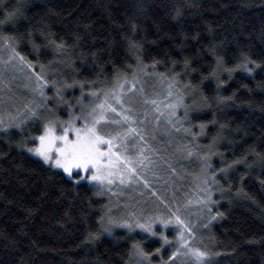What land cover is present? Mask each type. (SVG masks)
<instances>
[{"label": "trees", "instance_id": "obj_1", "mask_svg": "<svg viewBox=\"0 0 264 264\" xmlns=\"http://www.w3.org/2000/svg\"><path fill=\"white\" fill-rule=\"evenodd\" d=\"M16 8L20 12L10 22L0 23V43L15 37L26 61L69 84L75 81L70 92L62 91L65 101L79 95L75 87L81 83L83 91H107L147 66L138 75L143 76L132 103L139 111L146 107L152 125V106L142 102L165 95L169 80L158 74H179L182 85L196 86L185 103L192 106L195 98L199 106L190 107L191 124L208 125L195 138L201 153L217 138L211 168L199 172L202 161L185 150L179 155L182 183L165 166L153 170L151 179H162L165 186L169 180V188L179 183V204L189 202L193 191L211 190L216 203L207 205L211 212L200 210L210 221L200 235L211 254L208 264H264V0H0V21ZM61 39L64 54L48 43ZM132 42L139 47L133 49ZM242 54L261 68L251 74L236 69ZM213 69L218 79L209 75ZM174 119H184L183 108ZM161 124L169 128L162 118ZM169 134L191 148L183 130ZM25 137L13 129L0 133V264H127L134 244L150 254L158 248L155 240L121 230L104 236L98 223L104 206L96 189L31 157L19 146ZM224 168L226 173L219 171ZM213 172L223 191L204 183ZM90 232L99 238L89 239Z\"/></svg>", "mask_w": 264, "mask_h": 264}, {"label": "snow or ice", "instance_id": "obj_2", "mask_svg": "<svg viewBox=\"0 0 264 264\" xmlns=\"http://www.w3.org/2000/svg\"><path fill=\"white\" fill-rule=\"evenodd\" d=\"M19 12L20 9L16 8L0 23L10 22ZM177 15H180L179 10H177ZM5 39L7 41L6 47L11 50L12 54L3 63H14L18 59L21 65L32 69L34 67L33 64L30 61H26L25 57L16 50L14 46L16 38L6 37ZM48 43L58 53L64 54L67 50V45L62 39L59 42L51 40ZM130 46L133 49L139 47L135 42H132ZM33 48L35 50L37 46L33 44ZM189 63L190 61L185 59V67ZM216 63L217 68H220L223 65L222 58L217 56ZM140 64H142V61L138 58V66ZM155 64L156 62L153 63V68H155ZM261 66V63H257L256 60L246 54H242L241 60L236 64L235 68L243 69L251 74L256 68H261ZM146 67H140L139 70L143 72ZM225 70L231 73L234 69ZM41 72H43V65H41ZM178 75L158 74L161 81L169 80L167 96L164 102L157 99H145L142 102L144 106L151 105L155 113L152 117L155 123L151 127L149 126L151 121L149 120V113L146 107L144 111H139L125 99L127 95L125 92L126 85H130L127 90L128 93L136 90V73L134 72L132 81L125 79L120 82L117 80L112 88L107 91L92 92L91 96L99 100V103H93L88 107L81 106L80 114L73 115L68 120L45 117L43 113L46 105L42 101L35 107L25 105L23 113L17 116H10L7 122H5L3 115L0 114V132H7L12 127L22 129V125L26 122L38 120L40 122L39 135L30 136L27 141L19 145L21 148L38 158V161L44 165H48L52 169L62 170V174H66L67 178L76 184H79L82 180H88L100 186L101 193L108 192L116 195L117 193L113 189L118 188L121 189L120 194L122 195L123 189L132 188L133 186L142 185L144 189L151 188L146 176L150 172L155 175L153 170L158 166V160L153 157L159 158L160 152L152 147L150 141L156 139L157 131L161 127V117H164L165 122L169 126L164 131L170 133L171 131L180 132L183 130L186 136L191 137V148L184 150L187 151L188 157L196 155L202 161V170L207 171L211 168L209 160L211 155L215 154L212 148L215 146L217 138L213 137L212 145L207 151L201 153L200 147L195 143V138L204 135L208 125L204 123L191 124L189 121L190 107L193 110H199V106L195 98H193L192 106L186 104L185 95L186 93H191L196 86L191 83L182 85L180 80L177 79ZM209 75L218 79L216 69H213ZM204 78L207 79V77ZM56 83L53 81L52 87L56 88V96L63 102L62 89L72 88L76 85V82L74 81L72 84L65 82L60 87H56ZM35 84V88L32 89L33 92L46 100L44 88L49 85V81L44 75L37 73ZM80 87L83 89L84 84L81 83ZM182 88L183 91L181 90ZM101 96L103 99H101ZM162 103L163 109L166 111L162 110ZM180 108L184 109V119L182 121L174 119L177 115V110ZM78 121L80 122L79 126H77ZM185 123H189L190 126L184 127ZM210 123L215 124V121ZM194 128H198L199 131L194 132L192 130ZM132 148L137 150L130 154V149ZM257 155L259 154L257 153ZM240 162L242 161H234L233 163ZM169 168L171 172H175V168H171L170 165ZM219 171L226 173L227 168ZM204 183L206 185L215 184L219 190L223 191V186L219 185L215 172L212 173L210 179H205ZM203 191L207 195L200 203H203L205 207L209 203L215 204L216 202L211 198V190L205 188ZM151 195H156L155 191H151ZM189 203L191 202L189 201ZM208 211L211 212V208H208ZM179 213L180 208L178 206L175 209L169 208V215L166 218L152 217L145 219L141 215L130 213L129 218L117 220L111 215V209H108L104 215L99 217L98 223L104 233L111 234L113 228L119 227L126 228L129 231L140 229L142 232L155 237L158 233L154 225L158 223L164 229H168L174 222L179 232L175 240L178 247L172 252L169 260H173L178 256H185L190 257L193 264H208L210 252L206 248L195 246L192 243L195 239L193 227L185 219H182ZM217 215L222 216L223 214L217 213ZM215 218L216 216L211 217V219ZM159 237L163 241V245L173 244V241H170L163 232L159 233ZM98 238V234L89 233V239L95 240ZM156 252L159 253L160 249H156ZM150 255L140 245L134 244L130 259L134 257L135 264H145L146 261L150 264Z\"/></svg>", "mask_w": 264, "mask_h": 264}, {"label": "rangeland", "instance_id": "obj_3", "mask_svg": "<svg viewBox=\"0 0 264 264\" xmlns=\"http://www.w3.org/2000/svg\"><path fill=\"white\" fill-rule=\"evenodd\" d=\"M6 43V40H2V42L0 43V114L3 115L5 122L8 121L10 116H17L18 114L23 113L25 111V105L35 107L42 101L46 105V109L43 115L48 118L61 120H68L73 115H79L81 106L88 107L91 106L93 103H99V100H96L94 97L91 96L92 92L98 90L94 89L89 91H83L84 87L83 89H81V87H75L78 91L76 94L79 95H76V97H71L69 99L70 101H65V96L62 95L63 92L66 91L68 93V91L70 92V90H68V88H63V92H61V96L63 97L62 102L60 98L56 96V88L52 87V82H57L56 87H60L63 83H68V81L58 76L57 73H53V71L52 73L46 72L45 70L41 72V69L35 66L34 64V67L32 69H28L27 67L21 65L18 59L14 63L4 64L3 61H7L8 57L12 54L11 50L6 47ZM37 73L44 75L45 78L49 81V85L44 88V96L47 98L46 100H44V98L40 97L37 93L33 92L32 90L36 86L35 77ZM141 73L142 72L140 71L136 72V87L140 85L141 77L143 75H138H141ZM124 80H121L120 82H123ZM127 80L132 81L133 77ZM152 83L158 84V82L156 83V80L154 79L152 80ZM85 87H89V85H85ZM128 87H130V85H126L125 91L128 90ZM162 93L165 95L162 98L156 99L158 101L164 102L165 97L167 96V89L166 91L165 89H163ZM137 96L138 94L131 92L125 96V99L129 101L134 107L133 103L136 101ZM101 99H103L102 96ZM77 101H79V103H77ZM161 108L162 110L166 111L165 109H163V103L161 104ZM161 118L165 120L164 117ZM79 123L80 122L78 121L77 126H79ZM149 126L151 127L152 125L150 124ZM39 127L40 122L38 120H30L24 125H22V129L12 127L9 128V130L13 129L18 131L19 133H25L26 137L22 141L24 142V140L27 141L30 137L29 135H31V133ZM164 129H167V126L165 124H161L160 130L157 131L156 139L150 141L152 147L158 149L160 152L159 158H153L158 160L157 167H169V165L174 166V168L176 167L177 172H174V175L175 177L177 176L176 179H180V183H182V181L184 180V177L181 178L184 174V168L182 166L184 161L179 155H183V152L185 150L184 147H182V141L173 137L171 138L169 132L164 131ZM136 150L137 149L135 148L130 149V154L131 152H135ZM24 151L26 152L25 149ZM29 155L38 160V158L32 156L31 154ZM170 155H173L174 157L169 159ZM165 161H167V163H165ZM45 166L49 167L48 165ZM157 167L154 170H157ZM57 171H60L62 173V170ZM202 171V164L200 163L199 172ZM203 172H205V174L207 173V171ZM81 174L83 175V173ZM63 175L67 178L66 174ZM153 176L154 175L151 172L148 173L146 176V178L149 180V184L151 185L150 189H144L142 185L133 186L132 188L123 189L122 195L120 194L121 189L118 188L113 189V191L117 193L116 195H113L112 193L108 192L101 193L100 186L96 185L94 182H90L88 180H82L81 182H85L95 188L97 194L101 193L98 194V197L102 200V204L104 206L103 215L108 209H111V215L117 220L129 218L130 213H136L137 215L143 216L145 219L152 217L166 218L169 215V208L175 209L179 206V214L181 218L185 219L193 227L195 239L194 241H192V243L195 246L205 248L203 241L200 238L201 232H204L206 229H208L210 222L208 220V215H206L207 218L203 217L202 212L200 211H203L204 209L208 210L209 207L204 206L201 208V206L204 204L200 203V201L203 200L207 195V193L203 191V189L205 188H202V194H200L199 191H193L192 194L187 195H193L189 198V201L191 203L184 202L182 204H179L181 200L180 191H182L179 186L181 185L178 183L179 186L177 185L175 188H169V180L165 181L168 182V186H165V184L163 183L164 181L162 179H160L162 182L160 180L158 181V179L155 177L154 179L156 181L152 180L151 178ZM151 191H155L156 195H151ZM197 206H199L200 208ZM204 219L205 221L202 222V220ZM154 227L158 233V235L155 237L142 232L140 229H134L132 231H129L126 228L119 227L113 228L111 234L103 232V235L111 236L117 230H121L128 234L138 236L144 240H155L157 242L158 248L160 249V252H156V249L158 248L152 250V253L149 258L150 264H193L192 259L190 257L185 256H178L173 260H169V257L171 256L172 252L175 251L176 247H178V245L175 243V240L179 232L174 222L172 225L169 226L168 229H164L158 223L154 225ZM160 232H163L165 235H167L168 239L170 241H173V244L163 245V241L159 237ZM130 257H132V251ZM127 264H135V258H131ZM145 264H149V262L146 261Z\"/></svg>", "mask_w": 264, "mask_h": 264}]
</instances>
